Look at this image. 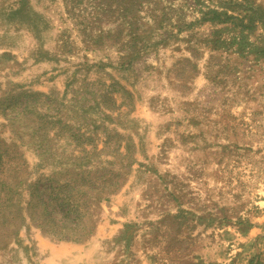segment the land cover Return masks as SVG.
Listing matches in <instances>:
<instances>
[{"label": "rangeland", "instance_id": "374dc122", "mask_svg": "<svg viewBox=\"0 0 264 264\" xmlns=\"http://www.w3.org/2000/svg\"><path fill=\"white\" fill-rule=\"evenodd\" d=\"M0 264H264V0H0Z\"/></svg>", "mask_w": 264, "mask_h": 264}]
</instances>
